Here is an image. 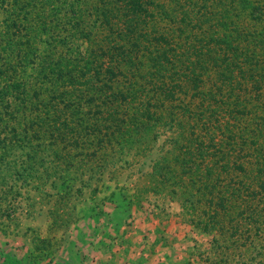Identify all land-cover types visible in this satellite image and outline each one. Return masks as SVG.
<instances>
[{
  "label": "trees",
  "instance_id": "trees-1",
  "mask_svg": "<svg viewBox=\"0 0 264 264\" xmlns=\"http://www.w3.org/2000/svg\"><path fill=\"white\" fill-rule=\"evenodd\" d=\"M197 2L0 0V174L16 177L17 157L30 176L61 160L74 176L56 186L70 188L61 204L88 206L96 178L119 183L112 171L150 156L140 189L218 234L214 264H248L243 253L264 240V61L243 35L216 41L211 5Z\"/></svg>",
  "mask_w": 264,
  "mask_h": 264
},
{
  "label": "rangeland",
  "instance_id": "rangeland-1",
  "mask_svg": "<svg viewBox=\"0 0 264 264\" xmlns=\"http://www.w3.org/2000/svg\"><path fill=\"white\" fill-rule=\"evenodd\" d=\"M193 1H198V4L203 1L211 5L209 11L205 9L202 12H208L212 15L206 24H212L209 30L214 32L215 37H218L216 41L222 38L220 34L224 31L232 38L235 34L238 36L243 35L246 40L248 38L247 41L249 42L244 44V48L254 54L253 60L264 61V44L249 39L250 32H254V35H257L256 37L264 34V15L261 16L260 20H254L251 13L253 6H259L264 13V0ZM221 21L225 24V28L221 25L218 26ZM11 159L12 157H10ZM149 159L146 161L145 158L140 160L131 158V162L135 165L130 170L119 168L117 171H112L115 175L114 178L119 180V183H113L114 181L110 180L103 183L96 178L93 187L85 197L87 206L81 202H75V200L73 202V199L68 196H66L67 204H61L59 194L66 193L67 195L70 188L62 189L56 186L62 182L68 183L70 179L74 181V176L66 172L67 167L63 165L61 160H48L51 170L48 172L47 178L43 171V167L47 165L46 162L43 166L42 161H40L34 169L36 171L38 169V172H33L34 176H30L26 164L23 163L24 157H17L13 170L16 177L12 174L11 177L3 178L0 174V264H21V260H26V253L30 251V247L32 251L28 258H35L36 261L45 264L54 261L56 257L54 256L55 250L59 252L61 249L65 250L66 257H69V261H71L70 264H107L105 261H109L108 256L114 254L113 252L110 254V250L116 249L117 253L125 244L128 245L129 251L135 248L144 253L149 248L151 236L148 235L146 230H141L134 225L135 221L141 217L139 215L141 212L148 218L162 219L170 217L172 214L181 217V224L184 227L181 225V228H178L181 233L179 238L187 239L190 254V260L188 259L187 262L185 259L183 264H193L195 262L194 258L202 264H214L217 261L218 254L215 249L212 250V240L218 234H206L196 228L188 219L189 214L181 204L168 198V195L162 196L163 194L155 193L154 190L149 192L146 187L140 189L142 183L138 179V174L150 170L148 166ZM2 173H5V168ZM107 174L109 176L110 172H107ZM54 182L57 184L55 185ZM95 187L97 191L94 192ZM71 190L73 191V187H71ZM135 192L147 193V198H142V200H138L139 203H136ZM122 198H130L129 206L119 207L121 203L118 204V201H121ZM60 205L61 208L56 211L57 206ZM58 214L62 217L57 218ZM121 224H125L127 225L125 227L129 228L128 242L123 234L113 235L120 229ZM189 233H192L191 237L193 239L188 237ZM213 233L215 234V232ZM132 235L134 240L138 238L137 242L129 240ZM199 235L204 238V245L202 246L198 244ZM35 236L40 239H51L52 250L49 251L50 247L46 250L44 246H40L38 254L33 252L32 238ZM160 241L163 243L159 248L170 247L166 242L165 235H161ZM262 243L264 244V240L263 242L257 240L256 252L251 248L250 253H243L242 259L246 260L248 264L264 262V255H261L264 254V247L259 250ZM111 245H113V248ZM122 250L127 253V249ZM181 250L183 251V249ZM16 256L19 259L14 258ZM251 256L255 257V261H250ZM70 258L75 260L72 261ZM191 258H193V262ZM162 263L163 259L161 258L155 260V264Z\"/></svg>",
  "mask_w": 264,
  "mask_h": 264
},
{
  "label": "crops",
  "instance_id": "crops-1",
  "mask_svg": "<svg viewBox=\"0 0 264 264\" xmlns=\"http://www.w3.org/2000/svg\"><path fill=\"white\" fill-rule=\"evenodd\" d=\"M0 17H2L0 15ZM253 149V148H252ZM141 217L135 221V226L140 228L141 230H146L148 235L151 236L149 239V248H147L146 252H142L140 250H136L133 248L131 251H129L128 245L125 244L122 249H127V253H125L122 249H119L116 253V249H111V252H113V256H108L109 261H105L107 264H155V260H160L163 259V263L166 264H183L185 259L188 262L190 259V254H189V243L187 239H180V231L178 228H181V217L179 216H173L170 215V217H164L162 219H158L156 217L154 218H148L147 216H144V214L141 212L139 213ZM125 224H121L120 229H118L117 234H123L125 235V238H129V228H126ZM184 227V225H182ZM182 227V228H183ZM129 234V235H127ZM192 233L188 234V237L190 238ZM161 235H165L166 242L170 245V247L163 249V247L159 248L161 246L160 237ZM191 239H193L191 237ZM208 239V238H207ZM130 241L134 240L133 235L129 239ZM138 238L133 241L137 242ZM204 238L202 235L198 236V244L201 246L204 245L203 243ZM128 242V240H127ZM126 242V243H127ZM36 243L38 242H33L34 248L36 246ZM113 248V245H111ZM183 249V251L181 250ZM55 250V249H54ZM109 250V249H108ZM32 251V248L30 247V251L26 253V260L25 261H20L21 264H45L40 261H36L35 258H28L30 252ZM129 251V253H128ZM192 251V250H191ZM54 256L55 259L52 261L50 264H70L71 261H69V257H66L65 255V250L61 249L59 252L55 250ZM89 252V251H88ZM32 255V254H31ZM16 259H19L17 256L14 257ZM23 258V257H22ZM28 258V259H27ZM41 258H46V257H41ZM154 258H156L154 260ZM68 259V261H66ZM189 259V260H188ZM195 262L193 264H202L200 263L196 258ZM70 260H75L73 258H70ZM19 261V260H18ZM191 261L193 262V258H191Z\"/></svg>",
  "mask_w": 264,
  "mask_h": 264
}]
</instances>
